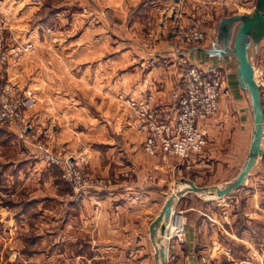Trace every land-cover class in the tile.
<instances>
[{"label": "crops", "instance_id": "obj_1", "mask_svg": "<svg viewBox=\"0 0 264 264\" xmlns=\"http://www.w3.org/2000/svg\"><path fill=\"white\" fill-rule=\"evenodd\" d=\"M74 1L63 4L61 11L55 12L57 16L73 9L69 27L76 28L77 46L63 53L89 57L78 60L76 71L79 82L94 88V93L88 100L79 96L71 112L68 106L64 110L58 107L64 104L65 97L32 95L26 113L38 128L44 129L45 122L50 121L45 129L48 132L52 127L57 131L49 140L58 144L57 149L60 150L61 144L75 148L82 143L88 151L86 167L106 180L107 189H92L80 195L78 217L82 219L81 231L91 233L89 247L94 249L97 258L108 257L114 261L113 258L121 257L119 249H129L132 256L133 248L147 247L143 234L145 227L148 228L150 207L158 206L166 196L167 187L180 182L181 177L192 172L188 178L198 185V179L205 175L210 187L225 185L236 177L249 151L256 115L249 90L240 81L238 60L232 52L240 20L229 25L224 23V18L230 15L214 19L208 10L216 0ZM27 4L34 10L42 6L36 0ZM191 25L203 31L204 39L200 43L175 38L174 30L178 26ZM36 29L35 26L29 36L31 41L37 38ZM246 50L254 67L263 110V152L239 186L221 197L211 195L217 198L218 205L207 201L205 209H197L195 220L190 219L183 228L185 242L174 247L176 259L170 264H201L202 254L225 260L227 248L232 253L235 248L241 249L256 262L264 259L261 252L264 243V34L253 30ZM188 65L198 66L209 76L221 73L224 79L217 114L199 123L206 133V146L201 153L190 155V169L180 173L178 158L149 155L143 150V137L131 125L130 110L122 97L151 98L160 118L172 121L178 110L173 93L179 92L182 70ZM14 66L17 74L25 71L24 65ZM39 150L38 145L28 150L22 146L18 154L24 156L25 151L31 157L8 160L0 155V164L15 169L14 184L18 183L19 171L25 167L36 172L39 187L30 199L44 196L41 194L46 193L40 191L44 188L49 189L51 198L71 202L70 194L65 193L68 187L56 172L58 166L44 167L36 162L38 156L32 151L40 153ZM185 186L180 182L173 191ZM118 200H122L124 207L117 204ZM218 206L221 210L218 214L210 211V207ZM166 218L165 224H171L169 242L180 231L183 221L172 208Z\"/></svg>", "mask_w": 264, "mask_h": 264}, {"label": "rangeland", "instance_id": "obj_2", "mask_svg": "<svg viewBox=\"0 0 264 264\" xmlns=\"http://www.w3.org/2000/svg\"><path fill=\"white\" fill-rule=\"evenodd\" d=\"M29 1L0 0V33L4 36L0 44V54L3 55V59H0V97L5 88L9 95V101L5 108L6 113L10 112L17 118L15 120L4 119L0 123V155L2 159L7 158L8 160H18V156L29 158L31 155L28 152L24 151L25 155L21 156L18 154V150L22 146H26L28 150L33 148V145H38L40 153L32 151L38 156L36 162L42 163L45 165L44 167L58 166L56 172L59 179L69 188L65 189V193L70 194L72 201L67 203L51 198L49 189L44 188L40 190L46 193L41 194L44 196H40L39 199H30V195H34V190L39 187L40 179L36 176V172L25 167L19 171L18 183L14 184L15 169L13 167L6 168L0 164V264H160L156 252H154V241L157 235L156 229L159 228L158 232H161V226L157 227L156 223L160 225L162 223L155 222V219L162 211L170 193L182 181H177L167 187L164 200L158 206L150 207L151 215L148 228L145 227L143 234L146 248H133L132 256L129 255V249L128 251L119 249L121 257L113 258L115 262L109 261L111 259L108 257L97 258L94 249L89 247V243L92 241V237H89L91 233L81 231L83 230L81 228L82 219L78 217L80 195L62 176L64 162L67 158L84 172L92 174L86 167L88 151L81 145L82 143L75 148L61 144L60 150L57 149L58 144L49 141L57 131H54L52 127L48 132L45 129L49 126L50 121L45 122L44 129L38 128L28 119L26 113L27 108L31 105L30 97L32 95L42 98L52 97L53 99L54 97H65L64 104H58V107L64 110L63 108L68 106L70 108L68 111L71 112V107L77 106L79 96L88 100L91 99L89 96L94 93V88H87L82 85L81 81L79 82L76 71L78 60L89 57L77 54L71 56L63 53V50L77 46L74 34L76 28L73 25L72 29L69 27V16L73 9L70 8L64 14L55 15V12L61 11L60 7L63 4L75 1L36 0L42 3L39 10L29 8L27 4ZM257 5L264 7V0H216L214 7L208 12L213 13L214 19L218 20L221 16L231 14L252 15L257 11ZM35 26L37 27L35 30L37 38L35 41H31L29 36L33 33ZM16 48H20L18 52H16ZM31 63H33L32 69L30 68ZM15 64L25 66V71L21 75L17 74ZM83 80H87V78ZM78 83L81 86H77ZM16 101L22 103L20 111L18 108H14L13 104ZM55 103L59 102L55 101ZM15 113H18V116H15ZM130 118L131 125H133L132 115ZM25 127L27 128L23 131ZM49 156L57 158L58 162H51ZM30 167L32 166L30 165ZM183 170L187 169L182 168L181 171H178L181 173ZM187 174L189 175H184L183 178L190 179L188 176H191L192 172ZM198 180L200 183L197 186H211L205 175ZM104 181L106 182L105 179ZM107 186L103 190L107 189ZM91 191L93 190L91 189ZM207 201H214V204L218 205L216 197L208 198V196L205 197L188 190L183 198L175 199L172 211L180 216L183 228H185L190 219L195 220L198 210L205 209ZM117 204L122 205V200H118ZM214 208L210 207V211L217 212V214L219 211L221 212L220 206ZM169 233H165V250L169 251V255L175 256L176 238H170L168 242ZM136 234L140 235L141 233ZM220 239L223 237L220 236ZM134 240H137L136 236ZM261 252L264 257V243ZM233 255L234 257L246 256L238 248L234 249ZM175 259L176 256L167 264ZM218 260L225 261L224 257ZM257 263L264 264V259Z\"/></svg>", "mask_w": 264, "mask_h": 264}, {"label": "built area", "instance_id": "obj_3", "mask_svg": "<svg viewBox=\"0 0 264 264\" xmlns=\"http://www.w3.org/2000/svg\"><path fill=\"white\" fill-rule=\"evenodd\" d=\"M174 36L181 42L198 44L204 39L203 31L196 25L178 26L174 30ZM0 33V44L3 39ZM31 46V45H29ZM20 48H16V52ZM0 59L3 55L0 54ZM224 75L214 73L209 76L205 71L195 65L185 66L181 75V88L173 93L178 101V110L172 121L160 118L159 112L154 108L151 98L122 97V101L130 110L133 117V126L143 137L142 148L149 155H164L176 157L180 160L178 170L191 167L190 155L201 153L207 143L206 133L200 121H205L216 115L221 95V84ZM0 123L4 119H17L5 108L9 101V95L4 88L1 93ZM20 111L22 103L13 104ZM18 116V113H15ZM27 127L23 129L25 131ZM51 162H58L52 156ZM63 178L79 195L88 193L91 189L102 190L107 184L101 177L84 172L77 164L68 158L64 162ZM106 184V185H105ZM176 238L177 245L185 242L183 224L178 233L171 238ZM167 263L175 256L166 251ZM225 261L202 255L201 264H258L252 257H234L231 249L224 250Z\"/></svg>", "mask_w": 264, "mask_h": 264}, {"label": "water", "instance_id": "obj_4", "mask_svg": "<svg viewBox=\"0 0 264 264\" xmlns=\"http://www.w3.org/2000/svg\"><path fill=\"white\" fill-rule=\"evenodd\" d=\"M255 13L252 15L249 14H233L227 18H224L225 24H231L234 21L240 20L238 28L234 35L232 52L235 54L238 60V74L240 75V81L242 85L249 90L252 100L253 110L255 112V123H254V132L251 138L250 147L248 155L236 177L231 180L229 183L224 186L216 187H202L195 185L191 180L181 178L182 182H187L190 185L191 191L194 192H206L209 195H215L221 197L228 193L234 187L239 186L248 170L253 165L256 157L261 155L263 149L261 147V137L263 132V110L261 106L260 93L258 85L254 79V67L250 60V57L246 50L247 40L251 32L255 29L259 30L261 34H264V7L257 5ZM186 191H180L177 195V198L181 197ZM173 203V200L168 201L162 211L159 213L158 217L155 219L157 222L163 214H165ZM169 230H167L168 234ZM160 264H167L166 255L161 256Z\"/></svg>", "mask_w": 264, "mask_h": 264}, {"label": "bare ground", "instance_id": "obj_5", "mask_svg": "<svg viewBox=\"0 0 264 264\" xmlns=\"http://www.w3.org/2000/svg\"><path fill=\"white\" fill-rule=\"evenodd\" d=\"M183 183H185L186 184V186L183 188V189H176L175 191H172L171 193H170V195H169V197L167 198V201H166V203L168 202V201H172L173 200V203H174V201H175V199L177 198V195H178V193L180 192V191H185V190H189L190 189V185L187 183V182H183ZM222 186H224V185H222ZM199 194H201V195H205V196H210L211 197V195H209V194H207L206 192H198ZM165 203V204H166ZM173 203H172V205H173ZM164 204V205H165ZM164 207V206H163ZM173 206H171V208H172ZM171 208L165 213V214H163L162 216H161V218L157 221V222H161L162 223V225H160L159 223H156L157 224V227L159 226H161V232H158V229L159 228H157L156 229V239H155V241H154V246H155V251L154 252H156V256H157V258H158V260H159V262H160V260H161V256L162 255H165V233H167V230H169L170 229V225L171 224H168V223H166L165 224V222H166V217H167V214L169 213V211L171 210ZM158 217V216H157Z\"/></svg>", "mask_w": 264, "mask_h": 264}]
</instances>
